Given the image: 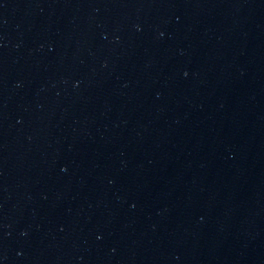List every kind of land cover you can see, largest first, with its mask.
<instances>
[{"label": "water", "instance_id": "95a60500", "mask_svg": "<svg viewBox=\"0 0 264 264\" xmlns=\"http://www.w3.org/2000/svg\"><path fill=\"white\" fill-rule=\"evenodd\" d=\"M0 264H264V0H0Z\"/></svg>", "mask_w": 264, "mask_h": 264}]
</instances>
